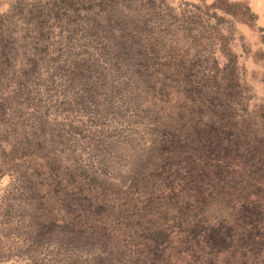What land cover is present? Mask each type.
<instances>
[{"label": "rangeland", "instance_id": "rangeland-1", "mask_svg": "<svg viewBox=\"0 0 264 264\" xmlns=\"http://www.w3.org/2000/svg\"><path fill=\"white\" fill-rule=\"evenodd\" d=\"M118 1L0 0V264H264V244L223 242L207 227L215 218L195 221L194 202L208 196L169 192L181 181L180 148L148 147L136 161L152 150L155 164L125 174L121 147L149 133L128 115L145 114L148 98L132 92L116 56L143 53L147 35L127 32L113 14ZM183 1L226 11L231 23L217 27L241 35L232 48L255 95L247 109L264 104V26L254 0H164L176 10ZM164 122L185 138L199 129L193 108L186 120Z\"/></svg>", "mask_w": 264, "mask_h": 264}, {"label": "trees", "instance_id": "trees-1", "mask_svg": "<svg viewBox=\"0 0 264 264\" xmlns=\"http://www.w3.org/2000/svg\"><path fill=\"white\" fill-rule=\"evenodd\" d=\"M118 3L121 9H114L113 14L128 25L127 32L147 35L143 53L116 56V62L128 71L132 92L137 90L148 98L145 114L132 108L128 115L131 123L149 133L145 143L121 147L127 158L125 174L138 175L141 165L155 164L154 145L168 154L180 148L183 153L177 155L180 159L176 162L183 163L177 168L181 181L171 185L169 192L186 190L189 195L208 196L205 202H194L198 207L195 221L202 220L204 214L215 218L207 227L210 233L219 234L221 241L235 242L245 249L264 244V104L253 102L247 109V99L255 95L232 48L241 35L221 33L217 24L231 21L225 10L214 11V1L202 5L183 1L178 10L164 0L157 4L154 0ZM179 80L182 85L177 88ZM179 90L182 98L173 99ZM190 108L198 113L195 133L190 131L185 138L167 129L166 119L186 120ZM151 117L155 123L148 121ZM152 135H156V142ZM148 147H153V156L145 155L142 164L136 161L138 153L143 154Z\"/></svg>", "mask_w": 264, "mask_h": 264}, {"label": "crops", "instance_id": "crops-1", "mask_svg": "<svg viewBox=\"0 0 264 264\" xmlns=\"http://www.w3.org/2000/svg\"><path fill=\"white\" fill-rule=\"evenodd\" d=\"M259 1V2H258ZM254 0V8H258V10L260 9V17H259V23L262 24L264 26V0ZM262 3L261 5L259 4L258 6H256L255 3Z\"/></svg>", "mask_w": 264, "mask_h": 264}]
</instances>
